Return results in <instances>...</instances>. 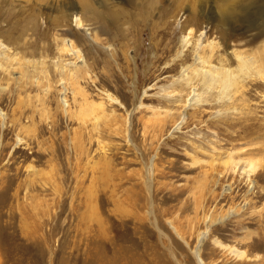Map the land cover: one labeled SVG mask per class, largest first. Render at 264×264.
Listing matches in <instances>:
<instances>
[{
    "label": "rangeland",
    "instance_id": "rangeland-1",
    "mask_svg": "<svg viewBox=\"0 0 264 264\" xmlns=\"http://www.w3.org/2000/svg\"><path fill=\"white\" fill-rule=\"evenodd\" d=\"M103 1L0 0V264H264V0Z\"/></svg>",
    "mask_w": 264,
    "mask_h": 264
},
{
    "label": "bare ground",
    "instance_id": "bare-ground-1",
    "mask_svg": "<svg viewBox=\"0 0 264 264\" xmlns=\"http://www.w3.org/2000/svg\"><path fill=\"white\" fill-rule=\"evenodd\" d=\"M96 1H97L96 3H90L89 2L90 4H87L84 0V3L82 2L83 5H80V7H79V4L78 5L72 4L71 5L70 9L67 12V17L71 18V21L73 22L74 26H76L77 28L84 30V31L93 29V28L89 29L87 27L88 25L86 23H84L83 20H81L82 18L80 17V14L83 12V10H85L88 12H92L94 17L97 15V13H99V17H101V13L99 11H97L98 10L97 7H102L103 10H107L108 5H107V2H105L103 0H96ZM213 5H216L214 0H196L194 6L190 7V9H189L190 10L189 13L191 15V20L192 21L194 20L198 24L199 28L201 30H205V31H208L211 28L222 29L224 27V25H229V26L235 25V20L237 18L236 12L238 10L237 11L235 10V12H234L232 7H229V6L223 7V6H217L216 5V7H215L216 8V10H215L216 11L215 12L216 17L214 19H210L207 16L206 12ZM246 14H248V13H245V16H246ZM182 15H184V13ZM226 19H227L228 23H227ZM191 20H189V21H191ZM189 21H188V23H189ZM224 30H226V29H224ZM190 34H191V30L189 31V35ZM203 34H204V32H201L199 35L200 38L198 40H196V42H197L195 44V49H196V51H195L196 57L195 58L196 59H201L200 52L202 51L203 47L209 46V42H207V41L205 42ZM263 36H264V31H259L257 33H254L253 36H250V37L255 38V39H259V38H262ZM232 38H233V36H229V40ZM185 41L186 40L184 39V44H185ZM140 45H142V43H140ZM70 51L72 52V54H74L72 47L69 46V52ZM62 70H63V67H62ZM250 169H251V166L248 168V170H250ZM202 236H204V233ZM199 240H200V238H199Z\"/></svg>",
    "mask_w": 264,
    "mask_h": 264
}]
</instances>
